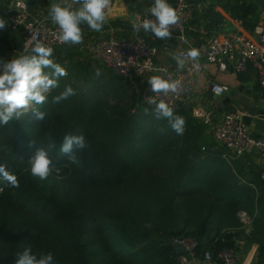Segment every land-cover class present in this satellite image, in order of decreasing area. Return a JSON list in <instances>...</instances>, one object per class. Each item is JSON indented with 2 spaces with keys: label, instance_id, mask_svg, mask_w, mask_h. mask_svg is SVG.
Segmentation results:
<instances>
[{
  "label": "trees",
  "instance_id": "16d2710c",
  "mask_svg": "<svg viewBox=\"0 0 264 264\" xmlns=\"http://www.w3.org/2000/svg\"><path fill=\"white\" fill-rule=\"evenodd\" d=\"M21 42L9 26L0 30V58L27 54H19ZM52 48L67 75L43 105L0 124V164L19 181L13 188L0 176V264H14L28 246L38 257L52 252L54 264H181L172 236L193 237L197 255L216 254L234 247L240 211L252 217L254 264H264V183L253 188L240 180L188 106L174 110L186 122L177 135L141 101L142 81ZM67 86L76 94L53 103ZM32 108L45 119L36 120ZM68 134L83 135L89 145L77 153L78 163L60 154ZM49 135L55 167L40 180L31 176L28 157Z\"/></svg>",
  "mask_w": 264,
  "mask_h": 264
},
{
  "label": "built area",
  "instance_id": "2783aa9c",
  "mask_svg": "<svg viewBox=\"0 0 264 264\" xmlns=\"http://www.w3.org/2000/svg\"><path fill=\"white\" fill-rule=\"evenodd\" d=\"M170 5L178 16L177 23L170 26V32L171 37H176L179 44L175 55L179 59H185L182 68L175 69L170 66L157 65L155 63L157 47L148 45L138 36L127 40L109 35L90 45L88 51L93 60L125 80H142L149 75L178 80L180 87L176 93L157 97V99H163L175 110L192 93L203 66L198 60L192 61L186 58V53L193 48L187 31L196 10V4L190 0H175ZM146 10L140 16L141 21L145 18L154 20L155 18L150 14L146 15ZM1 14L7 20L9 28L21 34L22 42L19 54L29 51L36 41H40L48 47L61 45L58 41V26L52 21L48 22L46 19L30 15L25 0H5ZM198 50L205 62L217 64L220 70L225 71L229 65H232L237 73H243L252 67L257 74L259 85L264 88V18L256 22L253 28V37L243 35H237L234 38L211 36L207 43ZM226 90V86L216 87V92ZM149 95H153V93L145 91L141 95V101L147 105ZM197 115L200 116L204 125L215 120V115L210 111L199 112ZM243 115L244 113L241 111H232L221 117L213 130L215 147L223 151L222 157L227 163H230V159H239L251 155L255 151L260 152L263 155V161L259 180L264 183V135H253L243 122ZM225 150L229 151V155L225 154ZM238 217L242 223L240 228L249 234L252 230V217L246 211H240ZM169 243L184 248V252L178 255L181 264H196L198 261L204 264H236L237 249L235 246L224 248L216 254L210 250H204L199 256L196 252L197 241L191 236H174L170 238ZM253 263V253H250L242 264Z\"/></svg>",
  "mask_w": 264,
  "mask_h": 264
},
{
  "label": "crops",
  "instance_id": "0c3cea01",
  "mask_svg": "<svg viewBox=\"0 0 264 264\" xmlns=\"http://www.w3.org/2000/svg\"><path fill=\"white\" fill-rule=\"evenodd\" d=\"M190 1L196 4V10L190 21L187 36L191 46L196 49L205 45L211 36L253 37L254 24L264 18V7L256 0ZM25 2L30 15L51 22L48 16L49 6L60 0H25ZM174 2L175 0H168L169 4ZM4 3L5 0H0V13ZM153 3L154 0H111V5L106 10L107 22L101 31H93L87 25H81L83 42L78 45L61 44L56 46L55 51L60 52L61 55L71 54L81 61L93 60L88 47L100 39L109 35L127 40L138 36L148 45L157 47L158 53L155 57L157 65L179 69L181 68L178 67L179 58L175 55L179 48L176 37L162 40L143 29L135 32L131 27V21L136 15L141 16ZM198 61L202 64L203 70L197 78L192 93L181 104L188 106L192 116L199 122H201L200 116L197 115L199 112L210 111L215 115L214 122L208 125L201 122L204 125V138L214 142L213 130L216 123L224 114L232 111L244 113L242 120L253 135H264V88L259 85L255 70L249 67L246 72L237 73L233 66L229 65L224 71L220 70L217 64L205 62L201 56ZM151 76L154 75L142 79L146 87L149 86L147 81ZM218 86H226L227 90L216 92ZM225 152L229 155V151L225 150ZM262 161L263 155L255 151L239 159H230L228 164L234 171L239 172L242 182L254 188V183L260 181ZM245 236V238L235 237L236 264H242L250 253H253L255 262L258 245L249 241V234L245 233ZM196 264L204 263L198 261Z\"/></svg>",
  "mask_w": 264,
  "mask_h": 264
},
{
  "label": "clouds",
  "instance_id": "9594fccd",
  "mask_svg": "<svg viewBox=\"0 0 264 264\" xmlns=\"http://www.w3.org/2000/svg\"><path fill=\"white\" fill-rule=\"evenodd\" d=\"M111 0H60L49 6L48 16L58 26L60 44L78 45L83 42L81 25H87L93 31H101L107 22V9ZM155 19L145 18L141 21L137 14L131 21V27L135 32L143 29L152 33L158 39L171 38L170 26L175 25L178 16L168 0H154L153 5L146 10ZM8 26L6 19L0 17V30ZM54 49L36 41L27 54L19 55L10 60H0V124L7 125L10 121L19 119L33 104L43 105L46 102V94L58 86L59 77L67 75L65 68L55 63L51 58ZM200 51L192 48L186 53V58L192 61L198 60ZM185 59H178V67H183ZM44 69H51L46 73ZM96 77L101 75L99 68L95 69ZM147 91L153 93L147 98V103L152 107V113L158 120H166L170 128L177 134L183 135L185 131V119L174 113L173 107L163 99H157L161 95L176 93L180 87L178 80L165 79L159 75L148 79ZM75 90L67 86L65 90L53 97L55 104L75 95ZM145 113L148 109L145 108ZM36 120L45 119V113L32 108ZM48 143L36 147L28 157L30 173L34 178L45 180L54 170V164L49 153L54 149L53 138L48 136ZM33 141L29 147L33 146ZM89 145L83 135L68 134L64 137L60 147V154L72 163H78L77 153L86 149ZM0 176L13 188L19 187L17 177L11 174L5 164H0ZM14 264H54L52 252L47 254H34L31 246L25 247L22 253L17 254Z\"/></svg>",
  "mask_w": 264,
  "mask_h": 264
},
{
  "label": "rangeland",
  "instance_id": "374dc122",
  "mask_svg": "<svg viewBox=\"0 0 264 264\" xmlns=\"http://www.w3.org/2000/svg\"><path fill=\"white\" fill-rule=\"evenodd\" d=\"M16 56H18V54L10 55L9 57H6V58H0V60L7 61V60H10L11 58H14V57H16ZM140 81H142V82L144 83L143 80H140ZM147 89H148V87H146V85L143 86L142 89H141L142 93H144L145 91H147ZM127 95H130V92H129V91H127ZM123 101H127V99H125V100H123ZM49 176H51V174H50ZM235 233H236V236H238V237H243V236H244V238L246 237V236H245V232H244V230L241 229V228L236 229ZM160 235L163 236V234H160ZM183 236H187V235H183ZM172 237H173V236H172ZM169 238H170V237H169ZM169 238H168V239H169ZM200 253H201V252H200ZM200 253H199V256H200Z\"/></svg>",
  "mask_w": 264,
  "mask_h": 264
},
{
  "label": "water",
  "instance_id": "95a60500",
  "mask_svg": "<svg viewBox=\"0 0 264 264\" xmlns=\"http://www.w3.org/2000/svg\"><path fill=\"white\" fill-rule=\"evenodd\" d=\"M264 7V0H256ZM30 51V50H29ZM177 255H180L184 252V248L180 245H172Z\"/></svg>",
  "mask_w": 264,
  "mask_h": 264
}]
</instances>
